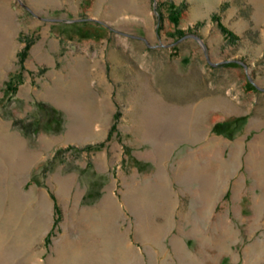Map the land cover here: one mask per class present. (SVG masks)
<instances>
[{
  "label": "rangeland",
  "instance_id": "rangeland-1",
  "mask_svg": "<svg viewBox=\"0 0 264 264\" xmlns=\"http://www.w3.org/2000/svg\"><path fill=\"white\" fill-rule=\"evenodd\" d=\"M201 106L196 124L239 149L205 246L172 172L207 140H166ZM14 140L33 155L22 175ZM160 165L168 193L150 186ZM263 192L264 0H0V264H180L175 241L210 264H264Z\"/></svg>",
  "mask_w": 264,
  "mask_h": 264
},
{
  "label": "bare ground",
  "instance_id": "bare-ground-1",
  "mask_svg": "<svg viewBox=\"0 0 264 264\" xmlns=\"http://www.w3.org/2000/svg\"><path fill=\"white\" fill-rule=\"evenodd\" d=\"M205 108L209 109L207 106H201L199 108L198 112H196L194 114H190V117L187 115V117L184 120H183V118H181V120L178 119V121L174 122L172 124L173 127H171L172 129L170 131L171 132L170 133L171 138L166 139L168 141L179 140V139H184V138H189L190 140H193V141L203 140V139L207 140L205 145H203L202 147H199V149H198V151L202 154V156H199V158H198V154L197 153H193V155H191L190 153H186L181 159H179L177 165L175 166V169L172 172V177L175 179V181L178 182V186H179L178 187L179 188L178 189L179 192L177 191L176 194L179 195L180 192L181 193H185L188 197L191 198V204L194 205L195 209H196V213H195L194 217H192V215H190L188 217V222L191 223V226L188 229V231L190 233L195 234V235L197 233L201 234L200 235V240L202 241L204 246L207 243V239L209 240V237L204 232V229H203V224L204 223L203 222H208V221L211 222V216L209 215V207H210L212 201L217 197V195L220 192V190L223 188L225 176L228 175L230 173V171H231V168L233 169V166L236 165L237 157H238V153H239L238 147H234V148H232L230 150L228 156H226L224 151H223V145H224L223 141L221 139H216V138H213L210 135L206 134L205 131L203 129H201V127H199V125L196 124L198 119L203 117V111H204ZM201 111H202V113H201ZM72 120H73V118H72ZM75 125H76V123H75ZM75 125H74V127H75ZM70 133H72V131L69 132V134ZM70 136H71V134H70ZM87 137L88 136H86V138ZM14 138H16V137H14ZM170 143L171 142L166 143L165 141H162V143L157 147L159 156L162 159L164 158L167 150L169 149V147L171 145ZM7 145H8V143H7ZM22 147H23L22 143L19 140H14L10 144V150H12L14 152V156H16L18 158L17 164L15 165L17 168L15 170L21 175L23 174L22 172H24L25 168L28 167L27 165L29 164V162L32 159L31 156H33L32 154L29 155L26 151H23L24 149ZM218 152L221 153V157L222 158L221 157L220 158L217 157ZM205 155L208 158H210V160H208L207 162H203V161L200 162V158L204 159L206 157ZM210 155H212V156H210ZM162 159H161V162H163ZM246 160H248V159H246ZM211 161H213V163L215 161L216 164L218 165L219 171L217 173H215V172L209 173L207 171V169H208L207 165ZM64 178H67V177H64ZM168 178L169 177H168V175H167V173L165 171V167L163 165H160L158 167L157 171H156V174L154 176V180H152L153 182L151 181V183H150V186L152 188H156V190H158V191H162L163 193H168L170 191L169 186H168L169 185L168 184V181H169ZM61 180H60V182H61ZM56 181H58V178H56ZM67 181H68V179H67ZM145 181H147V180H145ZM59 186H60V183H59ZM63 187H65V186H63ZM58 190H59V188H58ZM145 195H147V194H145ZM148 195H150V194H148ZM176 197L178 198V196H176ZM141 199H143V198L141 197ZM136 200L138 201V199H136ZM102 201H103V199H102ZM107 202H106V204H107ZM138 202L141 203L142 201L141 202L138 201ZM145 203H143V204L146 205ZM101 204H102V202L99 204V206ZM104 204H105V202H104ZM111 205H113V203L112 204L110 203L109 206H111ZM151 205H152V203H151ZM105 207H106V205H105ZM138 207H139V205H138ZM40 209H41V211H43L44 210V206L42 205ZM144 212H143V214H144ZM140 213H142V212H140ZM221 221H223V220L221 219ZM223 222H225V221H223ZM215 224H212V225H215ZM218 225H219V221H218ZM224 230H225V228H224ZM64 234H65V232H64ZM223 234H226V233H223ZM117 235H119V234H117ZM124 237L122 236L121 238L123 239ZM221 238H223V237H221ZM216 239H218V238H216ZM223 240H224V238L222 239V241ZM111 241H113V239H111ZM220 242H219L218 245L216 244L217 247H218V251L219 250L221 251V250L225 249L224 243H220ZM111 244H112V242H111ZM124 244H126V243L124 242ZM116 245L118 246L119 244H116ZM173 247H174V253H175L176 257L179 259L180 264H210V263H208L206 261L207 260L206 259L207 258L206 254L203 255V257L196 258V256L192 252H189L187 249H185L183 246H181L180 243H178L176 241L174 242V246ZM119 248H120V245H119ZM122 248H124V246ZM126 250H127V248H126ZM127 252H128V250H127ZM68 264H69V262H68Z\"/></svg>",
  "mask_w": 264,
  "mask_h": 264
},
{
  "label": "trees",
  "instance_id": "trees-1",
  "mask_svg": "<svg viewBox=\"0 0 264 264\" xmlns=\"http://www.w3.org/2000/svg\"><path fill=\"white\" fill-rule=\"evenodd\" d=\"M29 43L25 45L24 49L22 50L21 54H20V61L22 62V60L25 58V55H26V50L28 49L29 47ZM15 79V76H11L9 78V80L7 81V88L13 92L16 91V85L17 84H13V80ZM13 84V85H12ZM39 107L43 108V109H46L47 110V115L49 116V121L50 123L51 122H54L56 121L58 123L57 126H54L52 129L54 131H58L61 127V124H62V112L55 108V107H52V106H46L45 104H39Z\"/></svg>",
  "mask_w": 264,
  "mask_h": 264
}]
</instances>
